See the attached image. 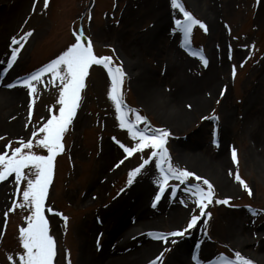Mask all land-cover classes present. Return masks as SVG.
<instances>
[{
  "label": "rangeland",
  "instance_id": "374dc122",
  "mask_svg": "<svg viewBox=\"0 0 264 264\" xmlns=\"http://www.w3.org/2000/svg\"><path fill=\"white\" fill-rule=\"evenodd\" d=\"M183 3L206 28L193 26L188 45L183 33L174 31V19L183 14L172 8L171 0H48L46 8L44 0H0V154L31 139V151L47 155L37 146L42 135L32 133L58 115L59 80L44 74L32 96L19 80L55 59L82 33L81 42L90 40L95 55L110 57L122 68L123 111L133 120L138 114L152 128L168 130L171 163L194 173L184 184L170 179L169 185H178L176 196L168 188L158 202L154 163L127 183L129 172L142 156L148 158L149 150L125 159L120 144L131 147L135 141L119 126L107 70L90 66L79 107L63 135L64 151L54 158L45 202L46 209H53L45 217L56 244L54 264H106L148 249L147 243L156 245L134 263L133 253L124 264H149L162 251L161 264L175 255L185 264H222L235 261L237 251L252 264H264V0ZM28 32L32 35L17 61L5 71L12 37L19 40ZM189 85L198 93L180 96L178 89ZM138 125L145 127L143 121ZM233 148L238 163L232 160ZM237 172L251 196L236 180ZM204 179L215 192L205 209L210 218L201 217L183 237H170L174 244L149 235L186 227L195 198L185 189L199 183L206 190ZM25 187L22 182L17 191L14 176L0 182V264H18L23 251L19 229L27 226L29 209L9 212L6 224L4 213L14 201L23 203ZM140 190L146 191L144 198H138ZM226 198L227 205L215 202ZM247 206L262 214H250ZM121 221L126 229L109 238Z\"/></svg>",
  "mask_w": 264,
  "mask_h": 264
},
{
  "label": "snow or ice",
  "instance_id": "6c2138e0",
  "mask_svg": "<svg viewBox=\"0 0 264 264\" xmlns=\"http://www.w3.org/2000/svg\"><path fill=\"white\" fill-rule=\"evenodd\" d=\"M48 6V0H44V7ZM171 6L173 9H177L183 14V19H174L175 30L183 33L184 43L188 45L190 43L189 36L192 32L193 26L199 25L201 28H205L199 20L195 19L185 7L183 0H171ZM35 9V2L33 5ZM206 30V28H205ZM32 35V32L25 33L18 40L16 37H12L11 45H18L19 47H11L10 45V58L7 60V71L11 69L14 63L18 59V53L24 46V42L28 37ZM82 33L75 34V42L67 47L65 51L59 54L55 59H52L49 63L41 66L31 73L25 74V76L19 80L20 86L28 89L29 95L32 96L36 93V84H39L44 74H51L55 80H59L58 93V115L53 114L47 119V122L39 128V132L33 130L32 136L36 137L38 134L42 135V138L38 140L37 146L47 150V155H37L32 152L33 142L28 140L24 142L20 140L19 146L14 150H5L0 154V182L5 181L8 177L14 176V181L17 185V191L22 182H26V187L22 192L23 203L17 204L13 202V207L8 209L4 213L5 224L7 223L8 213L15 211L17 207H28L29 215L25 218L27 222L26 227H20L19 239L22 246V253L18 256V264H54L55 257L57 255L56 244L52 235L49 234V223L45 217V211L53 212V209L45 207L46 197L48 193V187L53 177L54 158L58 153L64 151V145L62 143L63 135L67 130L68 125L72 122L76 110L79 107V101L81 99L80 92L85 87V77L88 74V70L92 65H102L108 73L111 80V87L109 90V98L114 102L117 119L119 120V126L122 129H127L130 138L135 141L134 145L129 147L124 144H120V147L126 153L125 159L133 156L135 153H143L145 150H149L148 158L141 157V163L137 165L128 174L127 183L131 185L133 178L142 172L146 166L154 163L155 169L158 170V176L154 180V183L158 187V192L155 194L154 201H160L162 195L168 188L171 189V195L176 196L178 185H169V180L175 178L184 184L190 177L194 176V173L181 170L178 167L173 166L171 163V157L166 147L167 139L170 136V132L166 129L152 128L146 120L140 115H135V119L129 117L128 112L123 111L125 107L122 96L121 87L123 84L124 72L120 66H114L110 57H98L94 54L93 47L90 40H86L82 43ZM197 53H193L196 55ZM200 59L204 65L207 66V59L201 55ZM233 75H235V68H233ZM52 82V81H50ZM16 84H9L8 87H15ZM33 104H29V119H31ZM190 107V106H189ZM131 111V110H129ZM215 117H204V119H214ZM143 121L145 127L140 129L138 124ZM2 139V138H0ZM115 139V138H113ZM117 143H119L117 141ZM6 149L10 148V145L5 146ZM232 160L238 163L237 152L233 148L231 152ZM124 161H120L123 163ZM119 167V165H117ZM200 176H195L196 181H201ZM236 180L243 184L244 188L248 190V195L251 196L252 192L248 189V186L243 182L236 173ZM203 185L207 186L205 190L199 183L191 185L186 188L185 191L189 192L193 200L194 208L193 214L187 222L185 228L177 231L167 233H149L154 239L161 241L164 244L169 242L176 243V241L169 240L170 237H183L189 230L195 228L201 223V217L207 216L210 218V213L205 209L210 205L215 196L214 188L207 179L203 180ZM123 191V189H121ZM230 198L223 200H216L218 204H229ZM152 206L156 207V203ZM184 203V201H181ZM187 207V204H185ZM250 209V214L260 215L259 211H256L247 206ZM199 211V215L194 214L195 211ZM55 214V213H54ZM65 223L67 217H63ZM206 223V221H203ZM167 250V249H165ZM163 251L149 262V264H161ZM196 259V257H193ZM9 261H13V257H8ZM15 264V262H14ZM70 264V261H69ZM222 264H252V262L244 258L240 252L235 253V261L222 262Z\"/></svg>",
  "mask_w": 264,
  "mask_h": 264
},
{
  "label": "bare ground",
  "instance_id": "6f19581e",
  "mask_svg": "<svg viewBox=\"0 0 264 264\" xmlns=\"http://www.w3.org/2000/svg\"><path fill=\"white\" fill-rule=\"evenodd\" d=\"M190 2V1H189ZM188 2V3H189ZM190 5H192V2H190L189 3ZM158 30H160V25H159V27H158ZM178 93H179V95L181 96V95H185V96H189V97H193V96H195L196 95V93H198V90H196L193 86H186V88L185 89H181V88H179L178 89ZM15 94H18V92L17 91H15ZM221 155V154H220ZM186 160H189L188 158H185ZM221 165L223 164V165H225V160L223 159V157L221 158ZM144 192V193H143ZM145 193H146V191H142V190H140L139 192H138V198H144V196L143 195H145ZM140 201V203L143 201V200H139ZM126 227H127V225H126V223L124 222V221H121L120 223H118V224H116L115 226H114V228H111V232H110V234H108L107 236L109 237V238H112V237H114V235L115 234H118V233H120V232H122L124 229H126ZM139 232V231H138ZM137 232V233H138ZM104 244H102V246H103ZM147 245L149 246L148 247V249L146 248L145 250H143V251H138L137 252V249L136 250H133L132 252H128L127 254H125V256L123 255V256H121V257H117V258H110V260H109V262L108 263H106V264H124V263H126V261L127 260H129V257L133 254V253H137V257H135V259H132L133 260V263L135 262V260L136 259H140V257L142 256V255H144V254H147V252H149L152 248H154L155 247V245L156 244H148L147 243ZM105 251H107V250H105ZM108 253H109V251H108ZM111 257V256H114V254H110V255H107V257ZM177 255H175V257H173V258H171L170 260V263L169 264H185V263H181V261H179V258H177Z\"/></svg>",
  "mask_w": 264,
  "mask_h": 264
}]
</instances>
